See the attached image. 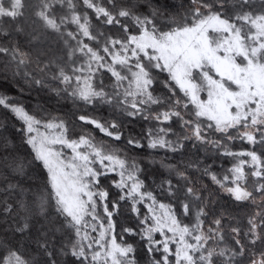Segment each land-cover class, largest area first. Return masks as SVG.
<instances>
[{"label":"snow or ice","instance_id":"snow-or-ice-1","mask_svg":"<svg viewBox=\"0 0 264 264\" xmlns=\"http://www.w3.org/2000/svg\"><path fill=\"white\" fill-rule=\"evenodd\" d=\"M0 70V264H264V0H0Z\"/></svg>","mask_w":264,"mask_h":264},{"label":"trees","instance_id":"trees-1","mask_svg":"<svg viewBox=\"0 0 264 264\" xmlns=\"http://www.w3.org/2000/svg\"><path fill=\"white\" fill-rule=\"evenodd\" d=\"M23 89H26V86L23 84V81L17 82L16 80H13L10 74H9V78L6 80L3 77L2 70H0V95H7L12 100H20L26 105L35 107L36 100L40 99V97L43 96V93L37 94L35 90L29 93L27 90H23ZM69 106L70 105H65L64 102H61L60 104H56L55 102H50L48 105L49 109L52 110L53 115L60 114L57 111H55V109H61L62 111H67ZM2 111L3 109H0V112ZM142 123L143 122H136V123L129 125V127L133 128L136 132H140ZM100 138L101 137L97 135V139H100ZM103 139L106 140L107 138H103ZM236 147L238 149L240 145L237 144ZM144 153H150V155L145 156ZM127 155L129 158L135 157L137 160L141 161L143 164H146L148 160L151 159L156 162V166H158V162L164 158V153L162 150L153 152V150H148L147 148L143 150L135 149V150L128 151ZM225 166L226 167L228 166L227 162H225Z\"/></svg>","mask_w":264,"mask_h":264}]
</instances>
